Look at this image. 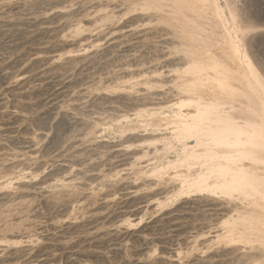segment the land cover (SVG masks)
Returning <instances> with one entry per match:
<instances>
[{
    "label": "rangeland",
    "instance_id": "obj_1",
    "mask_svg": "<svg viewBox=\"0 0 264 264\" xmlns=\"http://www.w3.org/2000/svg\"><path fill=\"white\" fill-rule=\"evenodd\" d=\"M0 264H264V0H0Z\"/></svg>",
    "mask_w": 264,
    "mask_h": 264
},
{
    "label": "bare ground",
    "instance_id": "obj_2",
    "mask_svg": "<svg viewBox=\"0 0 264 264\" xmlns=\"http://www.w3.org/2000/svg\"><path fill=\"white\" fill-rule=\"evenodd\" d=\"M228 59H229V61H230L231 63L237 65V62H236L232 57H229V56H228Z\"/></svg>",
    "mask_w": 264,
    "mask_h": 264
}]
</instances>
